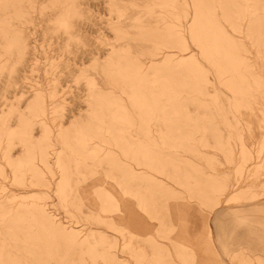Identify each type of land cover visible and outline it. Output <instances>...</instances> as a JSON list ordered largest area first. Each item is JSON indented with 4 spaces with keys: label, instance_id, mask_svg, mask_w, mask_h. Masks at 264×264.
Returning a JSON list of instances; mask_svg holds the SVG:
<instances>
[{
    "label": "rangeland",
    "instance_id": "rangeland-1",
    "mask_svg": "<svg viewBox=\"0 0 264 264\" xmlns=\"http://www.w3.org/2000/svg\"><path fill=\"white\" fill-rule=\"evenodd\" d=\"M0 264H264V0H0Z\"/></svg>",
    "mask_w": 264,
    "mask_h": 264
},
{
    "label": "bare ground",
    "instance_id": "bare-ground-1",
    "mask_svg": "<svg viewBox=\"0 0 264 264\" xmlns=\"http://www.w3.org/2000/svg\"><path fill=\"white\" fill-rule=\"evenodd\" d=\"M237 217V216H236ZM234 218V217H233ZM257 235V234H256ZM238 241H240V240H238Z\"/></svg>",
    "mask_w": 264,
    "mask_h": 264
}]
</instances>
